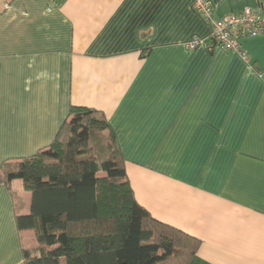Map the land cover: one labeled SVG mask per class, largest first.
Instances as JSON below:
<instances>
[{"label": "crops", "instance_id": "1", "mask_svg": "<svg viewBox=\"0 0 264 264\" xmlns=\"http://www.w3.org/2000/svg\"><path fill=\"white\" fill-rule=\"evenodd\" d=\"M219 20L264 0H209ZM196 0H0V164L47 148L72 107L102 112L137 204L200 241L189 264H264V36L222 49ZM202 43L195 48V39ZM0 184V264L35 233Z\"/></svg>", "mask_w": 264, "mask_h": 264}, {"label": "trees", "instance_id": "2", "mask_svg": "<svg viewBox=\"0 0 264 264\" xmlns=\"http://www.w3.org/2000/svg\"><path fill=\"white\" fill-rule=\"evenodd\" d=\"M23 183L31 213L17 216L37 247L24 264H189L200 241L140 207L105 115L72 107L52 143L0 164V184Z\"/></svg>", "mask_w": 264, "mask_h": 264}, {"label": "built area", "instance_id": "3", "mask_svg": "<svg viewBox=\"0 0 264 264\" xmlns=\"http://www.w3.org/2000/svg\"><path fill=\"white\" fill-rule=\"evenodd\" d=\"M194 9L212 26V37L224 50L235 51L246 59L240 41L245 38L264 36V8H245L240 13H230L219 20L213 18V7L209 0H196ZM202 41L195 38L190 47L195 48Z\"/></svg>", "mask_w": 264, "mask_h": 264}]
</instances>
